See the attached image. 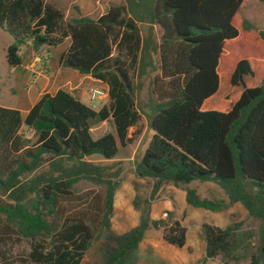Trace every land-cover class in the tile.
<instances>
[{
    "label": "trees",
    "instance_id": "obj_1",
    "mask_svg": "<svg viewBox=\"0 0 264 264\" xmlns=\"http://www.w3.org/2000/svg\"><path fill=\"white\" fill-rule=\"evenodd\" d=\"M243 1L123 0L95 19L77 6L65 19L44 0H0L10 67L22 65V46L68 40L60 64L106 85L109 99L96 111L59 89L25 115L0 106V264H81L95 237L101 264H135L150 229L185 246L186 228L166 209L165 220L142 210L130 230L111 231L122 172L113 160L133 143L141 114L153 134L134 172L152 181L153 194L213 182L226 200L186 190V203L213 213L239 203L255 225L202 224L201 264H264V33L239 16ZM153 72L157 90L138 107L133 82ZM102 122L112 130L94 138ZM141 203L135 196L133 207Z\"/></svg>",
    "mask_w": 264,
    "mask_h": 264
},
{
    "label": "rangeland",
    "instance_id": "obj_2",
    "mask_svg": "<svg viewBox=\"0 0 264 264\" xmlns=\"http://www.w3.org/2000/svg\"><path fill=\"white\" fill-rule=\"evenodd\" d=\"M59 9L65 19L75 16L74 8L77 6L80 13L95 19L105 13L112 4H121L123 0H44ZM263 0H244L239 9V16L253 26L257 31L264 33V3ZM146 28L149 27H145ZM153 35L158 38L159 30L152 27ZM12 38L0 29V106L24 109L29 107L26 101V93L35 79V73L31 72L28 65L34 58L39 57V69L49 70L56 65L55 61L48 62L47 54L34 51L29 44L20 49L22 67L12 69L6 62V49L12 43ZM66 44L57 48L56 52L64 50ZM54 49L50 50L53 53ZM238 52V51H237ZM240 52V51H239ZM238 52V53H239ZM55 55H52V58ZM158 76V72L150 73L142 80H134L132 95L136 105L143 107L150 91L156 92V85L152 84ZM66 89V88H65ZM158 99V98H157ZM25 102V103H24ZM24 103V105H22ZM92 106L98 105L96 102ZM108 105V102L105 104ZM104 105V106H105ZM112 130L109 122L99 123L91 129L94 138ZM133 137V143L126 148H119L113 160L121 168L119 186L115 191L113 200V212L111 215V231L115 234H123L138 223L142 210H150L154 220L167 219L165 206L170 209L173 219L178 220L186 228V242L182 248L167 244L161 237L160 230L150 229L146 232L143 241L138 247L137 261L135 264H201L204 257V239L202 224H210L224 228L232 223H240L243 227L255 226L248 218L246 210L239 203L229 209L213 213L202 209H195L186 203V190H193L200 198L226 200L222 189L213 182L193 181L187 186L164 185L155 194L152 192V181L141 179L135 175V163L140 160L151 136L152 130L149 121L144 114L136 128L129 131ZM93 162H100L98 157H91ZM89 186H82L87 189ZM138 196L141 200V210L133 207L132 201ZM102 239L95 237L87 249L81 264H101ZM204 264H221L220 258L208 260ZM248 264V263H240Z\"/></svg>",
    "mask_w": 264,
    "mask_h": 264
},
{
    "label": "crops",
    "instance_id": "obj_3",
    "mask_svg": "<svg viewBox=\"0 0 264 264\" xmlns=\"http://www.w3.org/2000/svg\"><path fill=\"white\" fill-rule=\"evenodd\" d=\"M68 43H69L68 40H66L64 43L66 44L65 49L60 50L59 52H56L57 51L56 49L61 47L62 45L58 47H54V48H47L43 46L39 49V52L47 54V59L49 60L48 61L49 63L52 61L56 62V65L54 68H51L50 64H48L49 70H43V69L38 70L39 66H38V62L35 61V58L28 65L29 70L35 73V79L33 80V83L29 86L28 91L26 93V101H29V104H30L27 109H24L23 107H20V106H15V107L2 106V107L19 110L23 115H25L29 111V109L36 103V101L40 98L41 95L43 94L53 95L59 89H64L70 92H75V95L85 105L91 107L92 109L96 111L101 109L107 102H109L108 97L103 98V99H98L95 101L89 100V95H90L91 90L99 89V90L108 91V88L106 85L102 84L99 81L92 79L89 75L80 74L75 70L64 68L60 64V56L66 50ZM22 47H20V49ZM51 49H54L53 53H50ZM20 52L21 51H19V54ZM52 55H55V56H53L52 58ZM22 64H23V61H22ZM20 67H22V65ZM12 69H18V68H12ZM92 102H96L98 103V105L92 106L91 105ZM24 103H22V105H24ZM103 134L99 135L98 137L102 136ZM165 209L170 211V209L167 208V206H165Z\"/></svg>",
    "mask_w": 264,
    "mask_h": 264
},
{
    "label": "built area",
    "instance_id": "obj_4",
    "mask_svg": "<svg viewBox=\"0 0 264 264\" xmlns=\"http://www.w3.org/2000/svg\"><path fill=\"white\" fill-rule=\"evenodd\" d=\"M35 61L39 62L40 61L39 57H36ZM107 97H108V91L99 90V89H93V90L90 91L89 100L90 101H95V100L103 99V98H107Z\"/></svg>",
    "mask_w": 264,
    "mask_h": 264
}]
</instances>
